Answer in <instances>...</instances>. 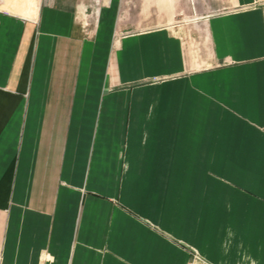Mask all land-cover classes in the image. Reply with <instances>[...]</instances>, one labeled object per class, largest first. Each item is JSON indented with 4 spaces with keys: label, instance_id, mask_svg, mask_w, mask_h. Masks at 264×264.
<instances>
[{
    "label": "crops",
    "instance_id": "obj_1",
    "mask_svg": "<svg viewBox=\"0 0 264 264\" xmlns=\"http://www.w3.org/2000/svg\"><path fill=\"white\" fill-rule=\"evenodd\" d=\"M121 1L0 8L2 262L264 264V0L208 18L201 69Z\"/></svg>",
    "mask_w": 264,
    "mask_h": 264
},
{
    "label": "rangeland",
    "instance_id": "obj_2",
    "mask_svg": "<svg viewBox=\"0 0 264 264\" xmlns=\"http://www.w3.org/2000/svg\"><path fill=\"white\" fill-rule=\"evenodd\" d=\"M86 19L89 23L99 15L105 0H85ZM121 15L131 20L137 28H148L170 24L182 37L187 59L196 69L205 68L210 62L211 44L207 30L208 18L233 6L234 0H122ZM41 0H0V8L33 17ZM6 7V8H5ZM32 13L31 16L26 14ZM88 23V21H87ZM208 62V63H207ZM153 77L151 80H162Z\"/></svg>",
    "mask_w": 264,
    "mask_h": 264
},
{
    "label": "built area",
    "instance_id": "obj_3",
    "mask_svg": "<svg viewBox=\"0 0 264 264\" xmlns=\"http://www.w3.org/2000/svg\"><path fill=\"white\" fill-rule=\"evenodd\" d=\"M0 264H4L2 262L1 254H0ZM188 264H213V263H211L209 260H207L198 251H194L191 255V259H190Z\"/></svg>",
    "mask_w": 264,
    "mask_h": 264
}]
</instances>
